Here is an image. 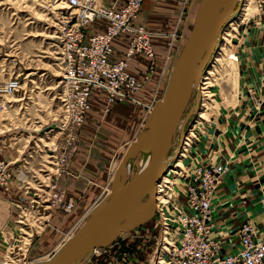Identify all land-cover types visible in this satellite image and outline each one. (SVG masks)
Masks as SVG:
<instances>
[{"label": "rangeland", "instance_id": "obj_1", "mask_svg": "<svg viewBox=\"0 0 264 264\" xmlns=\"http://www.w3.org/2000/svg\"><path fill=\"white\" fill-rule=\"evenodd\" d=\"M95 1L96 4H104L102 0ZM199 1L196 2V9ZM190 2L191 0H185V4ZM262 5V8L256 9L255 0H238L228 23L237 19L246 9L248 19L245 25H253L259 20L256 16L264 11V0ZM71 9L65 0H0V189L8 195V209L10 213L13 212L11 219L0 229L2 264H35L48 258L63 243L65 238L61 239L64 236L69 237L81 226L98 202L93 204L95 196L89 194L86 187L83 189L88 181L79 178L75 181L79 195L73 191L59 197L53 195L57 189L56 178L66 179L74 176L75 170L69 169L68 162L75 154L77 144L81 142L78 127L71 145L65 149L60 161L61 152L58 153L67 134L57 126L62 115V78L59 62L60 41L56 36L55 21L62 13ZM185 10L183 7V12ZM194 13L186 33H183L182 26L179 28L178 35L181 40L174 49L175 57L189 32ZM180 16L178 15V18ZM226 30L224 33H229ZM240 31L242 28L234 29L232 35H223V39L220 34L222 44L219 46V41L214 51L218 50L215 56L214 52L211 54L210 57L214 58L209 61H212L209 68H212L213 73L206 74L209 68L205 74L202 73L204 75L200 83L202 89L198 111L190 116L188 112H192L195 107L198 91L196 89L189 94L183 112V116L188 115L189 118L182 128L181 145L178 147V129L176 143L168 151V156L171 157L169 169L176 171L173 175L176 185L170 193V198L177 196L184 182L183 170L186 172L195 166L184 164V159L189 160L185 157L187 150L210 130L207 125L217 109L235 106L237 100L234 91L236 92L238 66L235 44L240 39ZM143 55L149 58L148 67L151 66L153 70V57ZM172 59L171 57L160 87H157L156 98L163 91L168 71L174 61ZM205 68L206 66L203 72ZM150 75L146 80H143L142 76L140 79L135 77L143 87ZM10 79L16 81V87L12 92L4 93L1 87ZM134 98L137 100L135 96ZM105 100L107 106L114 102H108L106 94ZM142 128L143 124L139 132ZM126 146L114 147L109 154L104 151L95 154L100 162L98 169L104 173L108 172L106 182L100 188L102 197L109 190L112 178L110 176ZM51 154H54L55 158ZM146 157V154L142 153L135 155L127 178L142 166ZM220 164L226 165L223 162ZM177 199V204L181 203L180 197L174 198L175 201ZM61 216L64 217L63 221H58ZM158 229L157 218L153 217L136 228L119 233L112 241L95 248L77 264H154L160 257L155 254ZM161 259L164 260V257Z\"/></svg>", "mask_w": 264, "mask_h": 264}, {"label": "crops", "instance_id": "obj_2", "mask_svg": "<svg viewBox=\"0 0 264 264\" xmlns=\"http://www.w3.org/2000/svg\"><path fill=\"white\" fill-rule=\"evenodd\" d=\"M102 1L118 8L125 0ZM197 1L191 0L187 5L185 0L142 1L133 23L142 24L151 33L155 54L150 78L134 93L137 102H112L107 106L104 91L99 88L90 89L89 109L79 129L81 142L76 143L77 150L68 162L69 169L75 170L74 176L56 178L57 189L53 195L59 197L70 191L79 195L75 183L79 178L89 182L83 189L86 187L88 193L95 196L93 204L101 199L100 188L105 184L108 172L98 169L100 162L95 154L100 151L109 154L114 147L126 146L136 137L149 110L148 106L157 97V87H160L164 79L174 49L181 40L179 28L182 26L183 33H186L196 11ZM183 7L186 8L185 12ZM178 15L181 16L178 18ZM247 16L248 13L237 27L242 28V31L235 44L238 57L235 106H225L215 111L207 125L210 130L187 150L185 157L189 160H183L187 165L222 162L227 165L228 170L212 195L210 208L211 236L222 243L223 249L230 250L238 244L237 227L243 220L249 219L252 222L256 236L264 231V11L256 16L259 20L251 26L245 25ZM104 24L105 19L96 18L84 26V31L87 34L102 30ZM130 35V32L124 31L112 39L109 53L112 60L124 55ZM148 63V57L136 52L128 61L127 69L140 79ZM6 196L0 189V229L13 215L8 209ZM63 218L61 216L57 220L63 221ZM64 238L67 237L61 240ZM1 246L0 241V249Z\"/></svg>", "mask_w": 264, "mask_h": 264}, {"label": "built area", "instance_id": "obj_3", "mask_svg": "<svg viewBox=\"0 0 264 264\" xmlns=\"http://www.w3.org/2000/svg\"><path fill=\"white\" fill-rule=\"evenodd\" d=\"M65 1L72 11L62 13L55 21L63 81L60 92L62 115L57 126L67 134L58 153L61 152L60 161L89 109L90 88H102L108 102H137L133 93L140 81L126 70L127 60L134 51L147 56L152 54L149 32L142 24L133 23L143 0H125L118 8L111 4H96L95 0ZM255 4L260 9L263 0H255ZM96 18L105 19L103 29L86 34L84 26ZM124 31L131 34L125 55L111 60L110 42ZM151 72L152 67L149 66L142 79L146 80ZM14 87L16 81L10 79L3 83L1 89L10 93ZM51 156L55 158L54 154ZM226 171L224 164L195 165L186 172L183 170L184 182L177 196L172 198L170 193L176 185L174 174L167 176L168 182L160 178L155 184L156 191L161 188L168 194L160 193L168 203L155 204L154 209L160 230L155 245L156 257H160L156 262L161 261L162 244L166 248L162 249V264H264V231L256 236V228L249 219L237 227L238 244L231 250L223 249L222 243L211 236L210 200ZM178 197L181 203L177 204L179 201L174 198ZM262 207L264 212V204Z\"/></svg>", "mask_w": 264, "mask_h": 264}, {"label": "water", "instance_id": "obj_4", "mask_svg": "<svg viewBox=\"0 0 264 264\" xmlns=\"http://www.w3.org/2000/svg\"><path fill=\"white\" fill-rule=\"evenodd\" d=\"M237 2L199 1L189 32L168 71L163 91L153 101L141 131L127 144L112 173L109 190L95 204L81 226L48 258L35 264H77L93 249L106 245L119 233L152 218L155 206L154 183L165 173L171 161L168 151L178 129V147L181 145L182 128L188 118V115L183 116V112L192 81L209 62ZM197 62L199 66L196 72ZM138 153L146 154L147 160L127 178L128 168ZM125 166L128 169L126 175L123 171ZM143 194L147 195L144 203L138 207L133 206V201Z\"/></svg>", "mask_w": 264, "mask_h": 264}, {"label": "bare ground", "instance_id": "obj_5", "mask_svg": "<svg viewBox=\"0 0 264 264\" xmlns=\"http://www.w3.org/2000/svg\"><path fill=\"white\" fill-rule=\"evenodd\" d=\"M68 4V3H67ZM114 6V5H113ZM68 7H71L70 5H68ZM115 7V6H114ZM255 8L257 9L258 7L256 6V4H255ZM246 10V9H245ZM71 11H72V9H71ZM240 14V13H239ZM246 15H247V13H246V11H243L242 13H241V15L239 16V17H237V19H234V20H232L230 23H228L229 21H230V19L226 22V26H229V27H224V29L222 30V32H221V38L223 39V35L225 36V37H229L231 34H232V31L234 30V29H236L237 27H239L241 24H242V22L246 19ZM91 22V21H90ZM89 23V22H88ZM87 24V23H86ZM228 24V25H227ZM227 29V30H226ZM147 30V29H146ZM225 30L226 31H229V33L227 32V33H224L225 32ZM99 31V30H98ZM148 31V30H147ZM231 32V33H230ZM148 39H149V43H150V46H151V50H152V54L149 56V57H153L154 56V54H155V52H154V49H153V46H152V43H151V35H150V32L148 33ZM112 41V40H111ZM222 44V40L220 41V44H219V46ZM219 46H218V48H219ZM127 49V48H126ZM224 49V48H223ZM218 50V49H217ZM217 50H215L214 51V55L213 56H215V54H216V52H217ZM110 51H111V42H110ZM126 51V50H125ZM137 51H134V52H132L131 54H130V57H129V59L127 60V63H128V61L130 60V58L132 57V55H133V53H136ZM110 53V52H109ZM137 53H140V52H137ZM124 55H125V53H124ZM123 55V56H124ZM123 56L121 57V58H123ZM211 57L212 59L214 58V57ZM110 58V57H109ZM172 60H174L175 59V54H173V56H172ZM211 58L209 59V61L211 60ZM111 59V58H110ZM112 60V59H111ZM211 63H212V61H211ZM211 63H207L206 64V68H205V70H204V72H203V69H200V71H199V73H198V75L193 79V81H192V87H191V91H193V90H196L197 89V91L198 92H196L197 93V98H196V100H195V107L192 109V112H188V115L190 116L191 114H194V113H196V111H198V107H199V100H200V96H201V93H200V91H201V89H202V87L200 86L201 84V79H202V77H203V75L205 74V72L207 71V68H209V66L211 65ZM199 66V62H197L196 63V65H195V71L197 72L198 71V67ZM126 70L129 72V73H131L128 69H127V65H126ZM202 73H204L203 75H202ZM213 72H212V68H209L208 69V71L206 72V74H208V75H211ZM132 74V73H131ZM133 75V74H132ZM134 77H135V75H133ZM136 78V77H135ZM63 81H62V79H61V83H62ZM203 84H205V83H203ZM141 86L139 85L138 86V88L134 91V93L140 88ZM92 88H99V87H91L90 89H92ZM204 88V87H203ZM99 89H102V88H99ZM205 89V88H204ZM103 90V89H102ZM104 91V90H103ZM105 92V91H104ZM134 93H133V95H134ZM186 105H187V102H186ZM151 107H149V109H150ZM189 118V117H188ZM197 124V123H196ZM200 123H198L197 125H199ZM197 125H196V127H197ZM185 136V135H184ZM176 140H177V134H176V132H175V134H174V137H173V139H172V141L171 142H173V146L175 145V143H176ZM172 145H171V147H172ZM183 145V144H182ZM181 148H182V146H181ZM147 160V157L145 158V160H144V163H145V161ZM143 163V164H144ZM170 163V162H169ZM168 163V164H169ZM142 164V165H143ZM169 168V166L167 165V167H166V169H165V172L167 173L166 175H162L160 178H161V181H163V182H168L167 181V176L168 175H170V174H174V173H176V171H174L173 169L171 170V169H168ZM129 169V168H128ZM128 169H127V166H125L124 167V169H123V171H124V173H125V175L127 174V172H128ZM228 169V168H227ZM223 177V176H222ZM222 179V178H221ZM159 181V180H158ZM158 181H156L155 183H154V186H155V184H157L158 183ZM161 187V185L159 186V188ZM158 191H159V193H158ZM161 192H165L164 190H161V188L158 190L157 189V191H156V186H155V195H154V204H157L158 206L160 205V204H163V203H168V200H165V199H163V198H161ZM165 195L167 196L168 194L165 192ZM146 197H147V195L146 194H143V195H141L140 197H138V198H136L134 201H133V203H132V205L133 206H135V207H138V206H140V205H142L143 203H144V201H145V199H146ZM212 198V197H211ZM210 203H211V200H210ZM154 209H155V206H154ZM211 209V208H210ZM212 214V213H211ZM154 215V214H153ZM154 217V216H153ZM152 217V218H153ZM151 220V219H150ZM145 223V222H144ZM144 223H141V224H144ZM140 224V225H141ZM139 226V225H138ZM138 226H135L134 228H136V227H138ZM128 231V230H127ZM126 232V231H125ZM159 233H160V230L158 229V235H159ZM68 238V237H67ZM67 238H65V240L67 239ZM158 238V236L156 237V239ZM64 240V241H65ZM63 241V242H64ZM161 246H162V249L164 250V249H166L165 248V246H163L162 244H161ZM161 249V257H162V254H163V250ZM95 249H93L92 251H94ZM92 251L90 252V253H92ZM89 253V254H90ZM86 258V256H84L82 259H85ZM81 260V259H80ZM163 263V260L161 259V261H158V262H156V263H154V264H162ZM0 264H2V262H0ZM151 264H153V262H151Z\"/></svg>", "mask_w": 264, "mask_h": 264}]
</instances>
